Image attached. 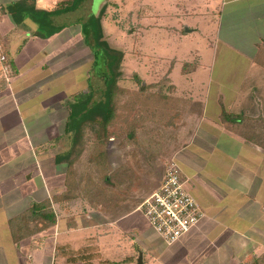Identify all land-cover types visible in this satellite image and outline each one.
I'll return each mask as SVG.
<instances>
[{
    "label": "crops",
    "instance_id": "obj_1",
    "mask_svg": "<svg viewBox=\"0 0 264 264\" xmlns=\"http://www.w3.org/2000/svg\"><path fill=\"white\" fill-rule=\"evenodd\" d=\"M113 1L146 25L148 48L158 53V20H168L165 35L179 39L178 31L198 29L183 22L189 3L209 15L218 4ZM76 2L0 0V40L15 71L10 87L0 83V264H138L140 253L145 264H254L264 256V0H222L210 22L217 39L204 52L183 62L160 55L183 99L172 115L179 129L172 158L206 213L171 245L138 209L155 189L139 202L123 199L136 185L132 170L121 169L110 189L105 179L100 188L109 196L93 201L91 185L76 188L73 171L58 160L71 151L68 102L93 85L83 23L109 1ZM39 11L56 28L49 36L34 18ZM223 110L234 120L224 122ZM39 203L46 206L30 214Z\"/></svg>",
    "mask_w": 264,
    "mask_h": 264
},
{
    "label": "rangeland",
    "instance_id": "obj_2",
    "mask_svg": "<svg viewBox=\"0 0 264 264\" xmlns=\"http://www.w3.org/2000/svg\"><path fill=\"white\" fill-rule=\"evenodd\" d=\"M108 1L100 14L102 40L123 54L122 74L118 82L121 92L116 104L117 116L110 127L111 137L104 146L106 160H108L106 164L101 163L102 166H98L97 162L90 161V155L98 149L92 138L94 133L92 130L86 132L83 143H79L72 154L71 158L75 160L73 167L75 187L81 189L88 181L104 186L105 168H107L106 172L110 173L116 167H123L128 172L131 170L134 172L131 181L136 183L134 187L131 188V185L124 189L129 191L125 192L123 199L132 198L139 202L145 197V190L156 189L162 182L165 166L174 154L179 137V129H175L171 122L174 119L173 112L180 109L183 99L174 96V90L171 89L170 80L167 78L169 72L164 75L170 62L166 63L167 66L160 67L164 61L161 57L164 56L162 51L167 52L170 57H178L181 62L191 60V52L195 53V57H198V53L204 52V49L217 39V32H213L210 22L214 24L215 17L218 16V6L222 0H218L214 15L205 14L203 11L205 8L191 10L189 3L188 18L183 22L191 27L198 25V29L190 33L181 30V34L178 31L179 39L165 35L164 28L168 20L165 18L158 20L162 28L161 31H157L154 43L162 49L160 53L149 50L147 35L143 34L142 30L143 27L146 29V25H139L135 16L128 11L129 9L119 10L120 3L113 0ZM158 1L160 5L167 7L171 0ZM187 1L189 0L180 1L181 6L187 4ZM194 1L199 5L197 0ZM143 22L146 24V20ZM140 41H144L142 46ZM88 49L91 50L93 85L89 88L85 86V89L88 92L93 88H100L99 92H104L106 81L103 77L96 75L93 68L94 52L91 47L87 46ZM156 55H159L158 60L154 59ZM135 75H138L140 82L137 81ZM153 75L156 77L152 80ZM178 76L180 73L175 74V79H178ZM85 84L83 82V85ZM163 92L169 94L167 98L162 96ZM159 93L160 96H158ZM18 99L24 106L25 97L18 96ZM70 99L66 103H70L74 98ZM136 171L139 172L137 181H135ZM112 185L115 186L114 182L108 183L107 186L110 189ZM131 189L134 191L132 192Z\"/></svg>",
    "mask_w": 264,
    "mask_h": 264
},
{
    "label": "trees",
    "instance_id": "obj_3",
    "mask_svg": "<svg viewBox=\"0 0 264 264\" xmlns=\"http://www.w3.org/2000/svg\"><path fill=\"white\" fill-rule=\"evenodd\" d=\"M74 6L78 5V1ZM45 12L39 11L35 15V20L40 24L41 35L49 36L55 32L56 28L51 27L50 21L45 19ZM49 23V25H48ZM42 30H45L43 33ZM83 32L87 44L92 48L94 52V71L96 75L100 78H104L106 81V88L104 92H99L100 88H93L89 92H81L73 96V101L69 103L71 107V115L68 121V132L72 133L71 141V151L69 155L59 157L58 160L66 161V165L69 171H73L74 160L71 158L75 149L78 147L79 143H83V137L88 130H92L93 140L97 145L98 149L90 155L91 162H97L98 166H102L101 163L106 164L105 149L104 146L111 137V124L115 121L117 116V101L120 95L121 88L118 84L121 77V65L123 60L122 52H119L109 44L102 40L103 31L101 25V17L92 16L83 23ZM137 81H141L138 75H135ZM222 119L224 122H231L234 120V116L228 111L223 110ZM107 161V162H106ZM126 168L113 169L112 172L108 173L107 168H105V173L103 174L107 183H113L114 179L118 177V173ZM122 174L119 173V176ZM109 181V182H108ZM85 184V183H84ZM83 184V186H84ZM91 185V197L96 200L99 197H108L109 191L107 193L105 190H101L99 185L94 184L93 181H88L86 183V189ZM99 186V187H98ZM98 187V188H97ZM103 187V186H102ZM102 191V192H100ZM46 206L45 203L34 204L30 210L36 209V207ZM264 261V256L259 258L254 262V264H261ZM88 264V263H87ZM91 264V263H90ZM121 264V263H120Z\"/></svg>",
    "mask_w": 264,
    "mask_h": 264
},
{
    "label": "built area",
    "instance_id": "obj_4",
    "mask_svg": "<svg viewBox=\"0 0 264 264\" xmlns=\"http://www.w3.org/2000/svg\"><path fill=\"white\" fill-rule=\"evenodd\" d=\"M14 75L15 71L0 40V83L10 87ZM187 181L177 159L171 158L165 166L160 185L138 207L154 231L169 245L176 243L206 215L187 189Z\"/></svg>",
    "mask_w": 264,
    "mask_h": 264
},
{
    "label": "water",
    "instance_id": "obj_5",
    "mask_svg": "<svg viewBox=\"0 0 264 264\" xmlns=\"http://www.w3.org/2000/svg\"><path fill=\"white\" fill-rule=\"evenodd\" d=\"M138 264H145L144 260H143V253H140V255L138 257Z\"/></svg>",
    "mask_w": 264,
    "mask_h": 264
}]
</instances>
